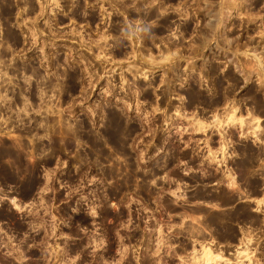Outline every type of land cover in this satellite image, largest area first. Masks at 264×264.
Wrapping results in <instances>:
<instances>
[{
    "label": "rangeland",
    "instance_id": "obj_1",
    "mask_svg": "<svg viewBox=\"0 0 264 264\" xmlns=\"http://www.w3.org/2000/svg\"><path fill=\"white\" fill-rule=\"evenodd\" d=\"M0 264H264V0H0Z\"/></svg>",
    "mask_w": 264,
    "mask_h": 264
},
{
    "label": "flooded vegetation",
    "instance_id": "obj_2",
    "mask_svg": "<svg viewBox=\"0 0 264 264\" xmlns=\"http://www.w3.org/2000/svg\"><path fill=\"white\" fill-rule=\"evenodd\" d=\"M194 102H195V100H194V101L189 100V101H188V104L183 105L182 108H183L185 111H187V110H190V109H192V108H197V107H199L201 110H205V109H209V107H213V106H211L210 104H205V105H203V106H197L196 104H194ZM203 102H206V101L203 100Z\"/></svg>",
    "mask_w": 264,
    "mask_h": 264
},
{
    "label": "bare ground",
    "instance_id": "obj_3",
    "mask_svg": "<svg viewBox=\"0 0 264 264\" xmlns=\"http://www.w3.org/2000/svg\"><path fill=\"white\" fill-rule=\"evenodd\" d=\"M219 258H221L220 256H218Z\"/></svg>",
    "mask_w": 264,
    "mask_h": 264
}]
</instances>
